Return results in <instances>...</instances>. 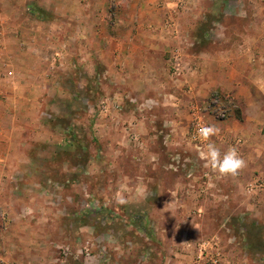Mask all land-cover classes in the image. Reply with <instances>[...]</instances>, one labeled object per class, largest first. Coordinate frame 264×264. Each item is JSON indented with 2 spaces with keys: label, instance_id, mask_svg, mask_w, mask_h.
Here are the masks:
<instances>
[{
  "label": "rangeland",
  "instance_id": "374dc122",
  "mask_svg": "<svg viewBox=\"0 0 264 264\" xmlns=\"http://www.w3.org/2000/svg\"><path fill=\"white\" fill-rule=\"evenodd\" d=\"M103 1L104 19L97 23L102 39L94 40L80 39L77 32L66 34L67 19L45 0H0V264H113L118 259V242L123 244V256L134 257L136 264L147 260L126 243L135 244L131 237L135 232L125 225L152 217L118 216L114 214L117 209L136 207L139 201L132 206L114 198L138 189L136 183L149 173L144 168L148 153L140 136L136 145L126 134L137 124L135 117L158 114L160 104L148 107L144 98L130 95L129 89L118 85L109 69L93 62L97 44L109 57L117 43L125 44L124 32L137 25L134 19H115L117 13L128 14L129 0ZM165 1L155 0L157 9H165ZM243 1L244 7L239 0H224L232 14L223 15L221 21L230 19L237 26L241 19H263L264 48V0ZM223 4L218 13L225 10ZM178 8V13L185 9ZM40 10L44 17L38 16ZM47 18L53 20L45 21ZM167 20L153 28L177 32L178 19L169 28ZM215 46L222 43L217 41ZM80 64L86 67L84 73H80ZM262 75L261 87L252 90L257 105L249 106V115L259 118L264 136ZM241 107L236 98L226 119H243ZM205 174H209L208 183L212 176L218 175L221 181L225 177L210 168ZM259 175L264 171L251 170L226 190L229 198L215 202L210 196L203 201L204 209L209 206V210L196 215L192 210L180 217L178 223L184 227L202 225L192 237L183 235L180 240V247L195 249L188 264L195 259L196 242L214 236L220 238L231 261L264 264V190L247 191ZM201 185L197 189L205 194L208 185ZM167 186L173 185L167 182ZM140 190H136L138 195ZM149 221L146 230L156 226ZM102 244L104 248L99 246ZM88 245L94 253L91 259L85 257ZM99 249L102 256L97 254Z\"/></svg>",
  "mask_w": 264,
  "mask_h": 264
},
{
  "label": "crops",
  "instance_id": "0c3cea01",
  "mask_svg": "<svg viewBox=\"0 0 264 264\" xmlns=\"http://www.w3.org/2000/svg\"><path fill=\"white\" fill-rule=\"evenodd\" d=\"M124 1L126 0L121 2ZM180 1L185 9L173 13L172 7L157 9L155 0H129L128 14L120 12L115 16V19L137 21L132 31L128 29L124 32L125 44L117 43L109 57L102 54L98 44L95 46L97 49L92 51V59L96 58L93 62L109 69L117 84H123L129 89L130 95L144 98L145 103L149 104L148 107L158 108L157 104H160L158 114L141 115V119L135 117L138 121L132 129L134 139L130 134H126L132 140V144L138 143L135 139L140 136L142 148H146L144 151L148 153L147 159L144 160V168L149 173L141 176L142 181L136 183L141 192L138 195L136 193L138 189L132 187L133 191L114 198L118 201L123 199L132 206L136 205L134 202L139 201L136 207L124 208L122 211L117 209L114 214L126 217H152L153 219L149 218L148 221L156 224L147 230L146 219L135 220V224L131 220L130 225H125V229L135 232L131 233L135 240V244L131 246L132 249L135 247L132 252H139L142 256L144 254L143 257L147 260L143 264H188L194 256L195 249L180 247V240L183 235L190 234L192 237L202 225L194 223L184 227L178 223L180 217L188 215L192 210L195 211V215L198 211H201L200 214L204 210L206 212L209 206L204 209L203 201L211 199L210 196H213L211 200L215 202L227 199L229 193H226V190L234 184H239L240 179L251 170L264 171L263 129L259 118H252L249 115V106L257 105L252 90L261 87L260 79L264 73V48L261 44L263 19L254 21L241 19L240 24L236 26L234 24L236 22H231L230 19L221 21L223 15L232 14L227 5L223 4L224 0ZM45 2L49 8L60 10L63 18L67 19L66 34L77 32L80 39L91 37L94 40L102 39L97 23L99 19H104L101 17V11L105 1L45 0ZM238 3L245 6L243 0H239ZM222 4L225 10L218 13L217 10ZM164 18L178 19L180 31L170 33L169 29L155 30L153 26L162 23ZM90 19L93 20L89 22ZM87 23L92 25L86 28ZM203 28L205 30L200 31ZM217 41L222 43L221 47L215 46ZM174 49H178L182 54L183 71L180 76L172 74L170 58ZM81 63L84 66L88 65L83 64V61ZM80 67L82 68L80 73H84L86 67L81 64ZM220 89L233 91L241 103L243 119L230 117L220 121L205 113L206 120L218 128L219 132L209 141L203 142L200 148L199 143L191 136L193 119L191 105H205L211 94ZM154 120H158L155 121L157 126L153 125ZM238 137L247 140L239 153L243 155L246 167L235 176H225L222 181L218 179V175L212 176L213 179L208 183V179L203 175L209 168L205 167L200 152L205 150L206 144L210 142L223 154L232 147ZM168 173H172V178ZM185 176L191 178L185 179ZM167 182H171L173 186L168 187ZM156 184L159 188L152 189L151 186ZM201 184L208 185L205 194L197 189L202 187ZM116 227L121 228L117 225ZM121 232L127 233V230ZM114 240H118L117 237ZM129 242L131 241L127 240L126 243ZM121 245L119 242L115 243L118 259L116 258L113 264H136L134 257L122 255L120 250L124 247ZM99 246L103 247V244ZM97 254L102 256L100 249Z\"/></svg>",
  "mask_w": 264,
  "mask_h": 264
},
{
  "label": "built area",
  "instance_id": "2783aa9c",
  "mask_svg": "<svg viewBox=\"0 0 264 264\" xmlns=\"http://www.w3.org/2000/svg\"><path fill=\"white\" fill-rule=\"evenodd\" d=\"M163 7L171 8L173 13L178 11V7H183V3L180 0H166ZM178 8V9H177ZM173 25V19H168L166 21V27H170ZM171 63H172V72L175 76H180L183 71L182 67V54L178 49H174L171 53ZM236 97L231 92H220L214 91L211 94L209 101L205 105L193 104L192 108V138L194 141L199 143V147L202 148V143L205 142L201 137L197 134L198 128L202 126H210L208 121L206 120L204 114L209 113L212 114L216 119L223 120L229 115L230 107L233 106L234 100ZM133 127L128 129V134L132 136ZM134 136H132L133 138ZM136 138V137H135ZM134 139V138H133ZM136 142H139V137L135 139ZM245 141L243 138L238 137L232 144V147H236L238 152L244 146ZM209 174H205L204 178L209 179ZM264 190V175H259L252 183L247 186V191L249 193L261 192ZM131 247L133 245L132 242L128 243ZM196 255L192 264H237L234 261L229 259L226 254L225 247L222 246L220 238L218 236H214L213 238L202 239L195 244ZM84 251L86 252L85 257L91 258L94 253L91 251V246H86Z\"/></svg>",
  "mask_w": 264,
  "mask_h": 264
},
{
  "label": "clouds",
  "instance_id": "9594fccd",
  "mask_svg": "<svg viewBox=\"0 0 264 264\" xmlns=\"http://www.w3.org/2000/svg\"><path fill=\"white\" fill-rule=\"evenodd\" d=\"M219 129L215 126H202L198 128L197 134L204 141H209L212 136L217 135ZM200 157L205 161V167L213 173L221 176L237 175L244 167L246 161L240 156L236 147H230L223 154L214 143H207L206 149L200 152Z\"/></svg>",
  "mask_w": 264,
  "mask_h": 264
},
{
  "label": "trees",
  "instance_id": "16d2710c",
  "mask_svg": "<svg viewBox=\"0 0 264 264\" xmlns=\"http://www.w3.org/2000/svg\"><path fill=\"white\" fill-rule=\"evenodd\" d=\"M41 12H42V11L40 10V12H39L40 14H38V16H40V17H44V15H42ZM41 20H42V19H41ZM44 20H45V21H48V20L50 21V20H53V19H49V18H47V19H44Z\"/></svg>",
  "mask_w": 264,
  "mask_h": 264
}]
</instances>
